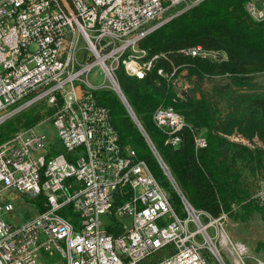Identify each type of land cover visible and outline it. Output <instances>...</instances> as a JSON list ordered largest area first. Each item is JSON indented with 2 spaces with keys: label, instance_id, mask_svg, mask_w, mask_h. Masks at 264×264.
Returning <instances> with one entry per match:
<instances>
[{
  "label": "built area",
  "instance_id": "1",
  "mask_svg": "<svg viewBox=\"0 0 264 264\" xmlns=\"http://www.w3.org/2000/svg\"><path fill=\"white\" fill-rule=\"evenodd\" d=\"M201 1L0 0V127L39 102L51 113L0 144V264H48L49 258L54 264H144L167 247L172 253L155 264H210L204 251L219 264H227L225 256L249 264L248 248L227 231L228 216L212 218L182 195L117 76L120 68L139 79L150 73L160 55L147 59L140 43ZM245 7L264 22V0ZM181 52L217 59L201 46ZM95 67L104 76L101 84L92 75ZM178 71L157 73L183 99L194 86ZM105 88L134 118L181 196L184 216L148 164L121 147L109 111L95 98ZM49 122L62 147L56 153L51 135L38 130ZM153 122L174 147L182 142L179 134L192 129L171 106H159ZM194 136L197 150L207 147L204 137ZM20 196H44L48 208L21 222L15 217Z\"/></svg>",
  "mask_w": 264,
  "mask_h": 264
},
{
  "label": "trees",
  "instance_id": "2",
  "mask_svg": "<svg viewBox=\"0 0 264 264\" xmlns=\"http://www.w3.org/2000/svg\"><path fill=\"white\" fill-rule=\"evenodd\" d=\"M248 1L202 0L140 43L147 59L160 55L150 73L139 79L120 68L117 76L185 199L212 218L224 213L234 223L248 224L259 218L264 224V81L259 82L264 79V22L249 16L245 7ZM197 46L216 53L217 59L192 58L181 52ZM159 69L168 75L174 69L186 72L194 86L191 94L176 98L173 85L158 75ZM95 98L109 111L121 147L133 149L148 164L169 193L175 210L184 216L181 196L118 95L105 88L98 90ZM161 105L173 107L192 128L179 134V147L166 145V136L153 122V114ZM45 114L51 113L47 110ZM44 115L31 109L14 122L8 121L0 127V144L18 131V125L33 127ZM195 134L206 139V148L196 149ZM24 204L29 206L24 208L25 219L48 208L44 196ZM63 214L69 215L67 211ZM72 220L77 219L73 216ZM257 252L264 257V242L257 245ZM171 253L172 247L164 248L144 264H155ZM55 262L56 258L47 260L48 264Z\"/></svg>",
  "mask_w": 264,
  "mask_h": 264
},
{
  "label": "rangeland",
  "instance_id": "3",
  "mask_svg": "<svg viewBox=\"0 0 264 264\" xmlns=\"http://www.w3.org/2000/svg\"><path fill=\"white\" fill-rule=\"evenodd\" d=\"M92 75H94V77H96V82H98L99 84H101L104 81V78H103L104 76H103L102 71L100 70L99 67L94 68ZM92 79H93V76H92ZM262 81H264V79H259V82H262ZM27 100L28 99H26L25 101H27ZM31 109L40 110L41 112H43V115H44V112H46L47 106H46V104H44V102H39V103H36V104L30 106L29 108L25 109L24 111H29ZM22 113L18 114L17 116L21 115ZM17 116L12 118L10 121L14 122L16 120ZM46 117H48V116L45 114L40 121H42ZM17 128H19L18 130H20V129L24 128V126L18 125ZM51 129H52V131H50V132L52 134L54 132L53 130H55V128H54V125L50 122L45 124L44 126H40L38 128V130L44 131L47 133H49V130H51ZM75 155H77V152L75 153ZM25 200H29V198L27 196H20V199L16 203L17 209L15 212V217L18 218L19 221H21V222H23V220L24 221L26 220L25 217L23 216L24 215V208L29 207L27 204H24V202H22ZM30 208L32 209V207H30ZM32 212L34 213V210ZM104 220L108 221V217H104ZM227 231L235 241L244 244L248 248L249 256H250L249 264H256V261H255L256 258H260V259L264 260L263 255L257 252V245L260 242H264V224L261 221V219L257 218L256 220H254L248 224L234 223V222L230 221V219H229V223L227 224ZM204 254H205V256L208 259L210 264H219L216 261V259L214 258V256H210V254L207 251H204ZM225 260H226L227 264H232V262L226 256H225ZM43 263H44V261L40 260L39 264H43Z\"/></svg>",
  "mask_w": 264,
  "mask_h": 264
},
{
  "label": "crops",
  "instance_id": "4",
  "mask_svg": "<svg viewBox=\"0 0 264 264\" xmlns=\"http://www.w3.org/2000/svg\"><path fill=\"white\" fill-rule=\"evenodd\" d=\"M48 125H49V124H48ZM50 131H52V129L49 130V134L51 135V137H52V139H53V146H54V149H55L56 152H57V151H60V150L62 149V147H61V145H60V143H59V140H58V138H57V136H56V132H55V130H53L54 132L51 134ZM22 202H24V201H22ZM23 221H24V220H23Z\"/></svg>",
  "mask_w": 264,
  "mask_h": 264
},
{
  "label": "water",
  "instance_id": "5",
  "mask_svg": "<svg viewBox=\"0 0 264 264\" xmlns=\"http://www.w3.org/2000/svg\"><path fill=\"white\" fill-rule=\"evenodd\" d=\"M134 119V118H133Z\"/></svg>",
  "mask_w": 264,
  "mask_h": 264
}]
</instances>
